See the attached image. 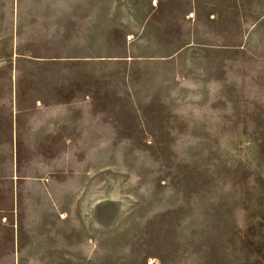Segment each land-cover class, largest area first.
<instances>
[{
	"label": "rangeland",
	"instance_id": "obj_1",
	"mask_svg": "<svg viewBox=\"0 0 264 264\" xmlns=\"http://www.w3.org/2000/svg\"><path fill=\"white\" fill-rule=\"evenodd\" d=\"M0 264H264V0H0Z\"/></svg>",
	"mask_w": 264,
	"mask_h": 264
},
{
	"label": "crops",
	"instance_id": "obj_2",
	"mask_svg": "<svg viewBox=\"0 0 264 264\" xmlns=\"http://www.w3.org/2000/svg\"><path fill=\"white\" fill-rule=\"evenodd\" d=\"M58 65H62V64H58ZM80 97H82L81 99H84L85 96L82 94ZM69 139H71V138H67V137L65 138L66 141L69 140ZM17 179L22 180L23 176H19V177H17ZM15 189H16V185H15Z\"/></svg>",
	"mask_w": 264,
	"mask_h": 264
}]
</instances>
